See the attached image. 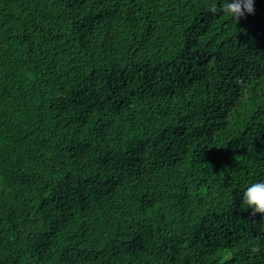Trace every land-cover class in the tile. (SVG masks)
<instances>
[{
  "label": "trees",
  "instance_id": "1",
  "mask_svg": "<svg viewBox=\"0 0 264 264\" xmlns=\"http://www.w3.org/2000/svg\"><path fill=\"white\" fill-rule=\"evenodd\" d=\"M0 0V264H264V0Z\"/></svg>",
  "mask_w": 264,
  "mask_h": 264
},
{
  "label": "clouds",
  "instance_id": "2",
  "mask_svg": "<svg viewBox=\"0 0 264 264\" xmlns=\"http://www.w3.org/2000/svg\"><path fill=\"white\" fill-rule=\"evenodd\" d=\"M220 10L233 20L239 21L246 14H254L256 0H221ZM242 207L251 209L253 214H264V179L256 180L244 187Z\"/></svg>",
  "mask_w": 264,
  "mask_h": 264
}]
</instances>
